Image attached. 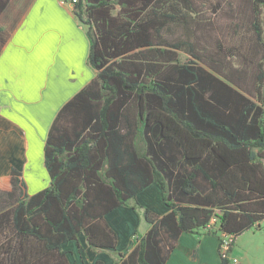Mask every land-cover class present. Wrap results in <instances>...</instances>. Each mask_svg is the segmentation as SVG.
Returning a JSON list of instances; mask_svg holds the SVG:
<instances>
[{
	"label": "trees",
	"instance_id": "obj_1",
	"mask_svg": "<svg viewBox=\"0 0 264 264\" xmlns=\"http://www.w3.org/2000/svg\"><path fill=\"white\" fill-rule=\"evenodd\" d=\"M261 9L264 0H252L262 54L232 47L246 65L235 67L230 49L203 57L171 39L196 22L192 0H76L96 75L49 127V186L29 196L13 169L11 189L0 192V264H165L181 234L213 235L230 264L223 252L264 220ZM150 186L162 215L130 203ZM119 207L148 225L127 254L109 222Z\"/></svg>",
	"mask_w": 264,
	"mask_h": 264
},
{
	"label": "crops",
	"instance_id": "obj_2",
	"mask_svg": "<svg viewBox=\"0 0 264 264\" xmlns=\"http://www.w3.org/2000/svg\"><path fill=\"white\" fill-rule=\"evenodd\" d=\"M11 2L6 3L0 20ZM60 3L32 0L14 26L8 20L0 25V37L5 39L0 42V192L11 189L13 169L25 180L29 196L49 186L43 165L49 127L59 109L95 77L88 63V30ZM159 193L150 186L137 203L162 215L165 209L158 203ZM109 222L118 233L117 252L127 254L144 220L135 210L119 207ZM144 224L141 235L148 229ZM218 241L213 235L181 234L165 264H221ZM231 256L241 264H264V220L233 241ZM105 263L115 264L113 258Z\"/></svg>",
	"mask_w": 264,
	"mask_h": 264
},
{
	"label": "rangeland",
	"instance_id": "obj_3",
	"mask_svg": "<svg viewBox=\"0 0 264 264\" xmlns=\"http://www.w3.org/2000/svg\"><path fill=\"white\" fill-rule=\"evenodd\" d=\"M30 2H32V0H13L8 14L0 20V25L8 20V22L12 21V26H14L16 22L22 18ZM192 2L196 22L191 25L190 32L173 28L171 35L172 40L187 39V41L194 44L196 50L200 52L203 57H205L206 53L212 54L219 49L223 52L224 50L230 49L231 53H233V57H235L232 59L235 67H246V65L244 61L239 58L240 56L232 50V47H242L241 50L243 52L254 50L256 53L258 51L259 55H255V58H260L262 52L259 48L254 46V34L251 27L253 23V14L251 10L252 0H192ZM67 3V0H61L60 4L68 10H71V6ZM260 18L262 20L261 27L264 33V9H261ZM84 27L87 29V26L84 25ZM3 40L5 39H1L0 37V42H3ZM251 73L252 70L249 71L248 75L250 76ZM95 75L96 72L94 71V76ZM247 82L250 85V78ZM30 183L32 188L37 186V182L33 178L30 180ZM135 202H137V200L130 201L131 204H135ZM144 225V222L139 224L137 229L139 234L142 233Z\"/></svg>",
	"mask_w": 264,
	"mask_h": 264
},
{
	"label": "built area",
	"instance_id": "obj_4",
	"mask_svg": "<svg viewBox=\"0 0 264 264\" xmlns=\"http://www.w3.org/2000/svg\"><path fill=\"white\" fill-rule=\"evenodd\" d=\"M75 2H76V0H70L69 5L72 6V4L75 3ZM232 241H233V239L231 237L224 236L223 237V241H222V243H223L222 245L223 246L230 245V243ZM222 258L227 259L230 264H241L237 258L232 257L231 255H228L227 252H223Z\"/></svg>",
	"mask_w": 264,
	"mask_h": 264
}]
</instances>
